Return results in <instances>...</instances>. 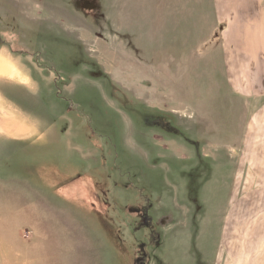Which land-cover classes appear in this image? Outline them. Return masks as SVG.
Instances as JSON below:
<instances>
[{"label":"rangeland","instance_id":"374dc122","mask_svg":"<svg viewBox=\"0 0 264 264\" xmlns=\"http://www.w3.org/2000/svg\"><path fill=\"white\" fill-rule=\"evenodd\" d=\"M220 31L209 0H0V264L178 257L189 213L226 206L242 152L224 146L251 112ZM256 190L237 181L233 201ZM38 194L62 230H42Z\"/></svg>","mask_w":264,"mask_h":264},{"label":"crops","instance_id":"0c3cea01","mask_svg":"<svg viewBox=\"0 0 264 264\" xmlns=\"http://www.w3.org/2000/svg\"><path fill=\"white\" fill-rule=\"evenodd\" d=\"M209 1L214 21L221 29L218 43L221 70L229 87L251 112L244 121L237 145L224 146L229 151L242 152L236 161L230 159L233 171L232 180L228 181L226 206L213 217H204L197 209L191 211L184 220L186 223H182L181 232H173L176 233L174 237L181 240L180 250L175 254L178 257L166 259L165 264H264V0ZM22 135L25 140L33 136ZM38 136L33 140L39 141ZM240 167L244 170L239 171ZM243 179L257 187L246 197L247 200L255 199L256 207H242L245 199L234 198L233 201V185ZM39 195H36L38 221L41 223L40 217L46 216L52 225V229L43 226L42 230H62L61 209L48 205L45 197L41 207ZM30 207L27 199L28 210ZM39 226L41 224H37ZM55 242L51 244L46 239L43 245L40 242L38 245L51 247L49 257H52L58 245ZM72 246H77L73 245V240L70 248ZM82 248L85 256L93 251L80 246V254ZM53 254L55 256V252Z\"/></svg>","mask_w":264,"mask_h":264}]
</instances>
